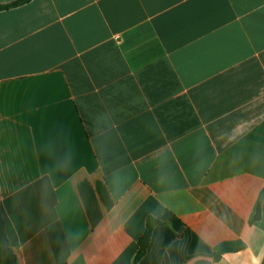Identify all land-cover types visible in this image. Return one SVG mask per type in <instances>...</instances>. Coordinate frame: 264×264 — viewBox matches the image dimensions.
<instances>
[{"label":"crops","instance_id":"1","mask_svg":"<svg viewBox=\"0 0 264 264\" xmlns=\"http://www.w3.org/2000/svg\"><path fill=\"white\" fill-rule=\"evenodd\" d=\"M0 208L17 264H264V0L1 10Z\"/></svg>","mask_w":264,"mask_h":264},{"label":"trees","instance_id":"2","mask_svg":"<svg viewBox=\"0 0 264 264\" xmlns=\"http://www.w3.org/2000/svg\"><path fill=\"white\" fill-rule=\"evenodd\" d=\"M27 1L29 0H14L9 3L0 4V11L14 6H18ZM261 195L262 192L258 196L256 211L252 216V220H257L260 216ZM159 224H162V221L156 217L148 216L146 218L144 231L140 235L137 241L138 248L134 257V263H136L139 260V258L144 254L147 244L149 242V238L151 236V232L154 226ZM224 251H227V249H223L221 251L215 252L214 257L217 258ZM0 264H17L15 252L6 235L5 220L2 215L1 208H0Z\"/></svg>","mask_w":264,"mask_h":264}]
</instances>
